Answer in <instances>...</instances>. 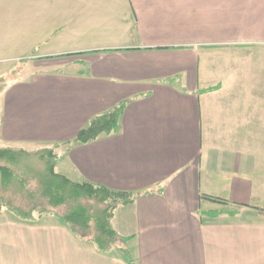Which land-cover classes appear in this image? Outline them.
I'll return each mask as SVG.
<instances>
[{"label":"crops","instance_id":"crops-1","mask_svg":"<svg viewBox=\"0 0 264 264\" xmlns=\"http://www.w3.org/2000/svg\"><path fill=\"white\" fill-rule=\"evenodd\" d=\"M0 24L26 73L0 146L58 144V173L138 194L105 253L0 210V264H264V0H0ZM125 100L115 132L71 143Z\"/></svg>","mask_w":264,"mask_h":264},{"label":"trees","instance_id":"trees-1","mask_svg":"<svg viewBox=\"0 0 264 264\" xmlns=\"http://www.w3.org/2000/svg\"><path fill=\"white\" fill-rule=\"evenodd\" d=\"M126 103L127 100L121 101L92 117L71 143L84 144L115 132ZM58 148L59 145L54 144L34 151L45 161V167L38 175L36 185L28 187L18 170L22 167V159L31 151L23 147L0 146V210H8L16 218L30 222L52 215L75 236L91 242L98 251L109 252L118 242H124L113 227L114 212L118 206L133 202L138 194L71 181L56 171ZM16 192L21 194L19 201L14 196Z\"/></svg>","mask_w":264,"mask_h":264},{"label":"rangeland","instance_id":"rangeland-1","mask_svg":"<svg viewBox=\"0 0 264 264\" xmlns=\"http://www.w3.org/2000/svg\"><path fill=\"white\" fill-rule=\"evenodd\" d=\"M2 21V20H1ZM2 25L0 24V36H4L6 34L5 29H2ZM8 35H10L8 33ZM25 61V60H24ZM23 63L22 60H16V59H2L0 57V98L3 96V89L6 86L11 85L16 80H20L22 77L25 76V72H20V69ZM26 146V145H25ZM49 146V145H48ZM44 146L39 145H28L27 147H23L24 149H27L28 151H31L28 157H24L22 159V167L18 170V173L20 177L26 181V184L28 187H34L36 185V181L38 180V175L42 174L44 167H45V161L41 160L37 153L34 151L41 150ZM14 196L18 197L21 196L19 192H16ZM19 201V199H18ZM84 204H87L86 201L83 202ZM121 253L129 259L131 256L129 250L121 251ZM20 259V258H19ZM21 261V259H20Z\"/></svg>","mask_w":264,"mask_h":264}]
</instances>
